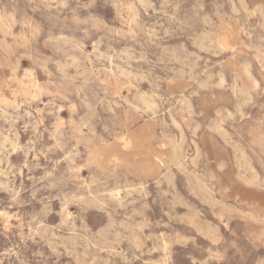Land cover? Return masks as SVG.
<instances>
[{"label":"rangeland","instance_id":"obj_1","mask_svg":"<svg viewBox=\"0 0 264 264\" xmlns=\"http://www.w3.org/2000/svg\"><path fill=\"white\" fill-rule=\"evenodd\" d=\"M0 264H264V0H0Z\"/></svg>","mask_w":264,"mask_h":264},{"label":"bare ground","instance_id":"obj_2","mask_svg":"<svg viewBox=\"0 0 264 264\" xmlns=\"http://www.w3.org/2000/svg\"><path fill=\"white\" fill-rule=\"evenodd\" d=\"M24 2V1H23ZM262 8V7H261ZM263 11V10H262ZM246 73H247V71H246ZM239 143V142H238ZM255 168V167H254ZM258 171V170H257ZM8 182V181H7Z\"/></svg>","mask_w":264,"mask_h":264}]
</instances>
